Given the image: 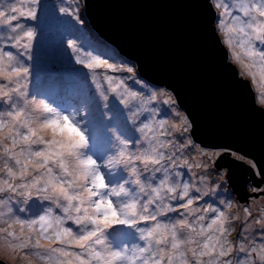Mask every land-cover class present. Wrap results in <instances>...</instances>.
<instances>
[{
    "label": "clouds",
    "instance_id": "9594fccd",
    "mask_svg": "<svg viewBox=\"0 0 264 264\" xmlns=\"http://www.w3.org/2000/svg\"><path fill=\"white\" fill-rule=\"evenodd\" d=\"M52 5L57 18L71 20L78 19L86 7L84 0H52ZM40 8L41 0H16L0 9V13H6L0 16V24L11 30L10 41L16 49H0V194H5L0 199V223L13 216L16 207L28 211L33 200L43 205L37 218L17 219L6 228L0 227V251H6L12 259L19 256L25 264H80V259L86 264H230L221 259L232 252L226 239L227 220L202 231L198 222L203 215L192 221L188 217L168 222L157 219L174 211L167 201L183 199L184 184L169 183L167 174L155 187L147 182L152 177L142 179L141 166L146 171H161L149 165H159L163 154L151 153L157 161L153 164L145 159L143 149L130 147L139 142L121 131L109 110L110 103L114 100L118 104L127 129L134 133L142 131L138 127L139 109L131 103L128 92L105 91L96 82L93 69L86 67L96 58L81 55L77 39L66 36L63 53L74 66L88 70L84 71L87 83L105 121L110 122L106 141L101 144L93 134L87 100L63 110L45 96L32 94L26 58L37 44L40 29L36 24L12 25L9 21H20L22 16L37 21ZM240 10L248 19L234 17L228 29L235 30L228 32L232 42L244 50L239 60L246 58L254 67L259 65L256 73L260 87H264V50L256 45H264V0H247ZM249 50L251 56L246 54ZM240 75L248 78L243 71ZM102 171L123 173L124 178L107 184ZM100 183L102 186H98ZM54 209L62 215H56ZM185 210L193 215L191 208ZM146 220L155 223L142 224ZM68 221L75 230L65 226ZM16 224L19 231L15 230ZM115 226H124L134 238L115 246L108 235ZM89 233L95 235L79 247V252L65 249L73 245L74 239ZM205 244L211 251L203 247ZM221 246L224 256L220 255ZM25 249L35 250L36 259H30Z\"/></svg>",
    "mask_w": 264,
    "mask_h": 264
},
{
    "label": "rangeland",
    "instance_id": "374dc122",
    "mask_svg": "<svg viewBox=\"0 0 264 264\" xmlns=\"http://www.w3.org/2000/svg\"><path fill=\"white\" fill-rule=\"evenodd\" d=\"M15 3L16 0H0V9L7 4ZM84 3H86L85 0ZM245 3H247V0H211L212 6L217 10L215 27L228 51V61L235 66L239 75L241 71L244 73L248 71L243 65L250 62L246 58L239 61L234 60L236 55L243 57L244 50L236 46L235 41L229 46L227 42L232 40V35L228 32V27L233 23L234 17H239L241 20L248 19L243 16L240 10V5ZM85 10V7L81 9L78 19L75 17L72 20L71 18L60 19L55 16L52 0H41L37 21L31 20L27 16L20 17V21H11L12 25L18 22H23L26 25L36 24L40 29L37 44L34 46L32 54L26 58V63L31 72L29 87L32 90V94L42 96L47 94L46 98L63 110L79 104L82 99L87 100L93 134L97 141L102 144L106 141V127L107 123L110 122L105 121L103 111L96 102L90 85L87 83L84 71L88 70H83L82 65L74 66L69 61V58L64 55L63 47H66V43L63 46L64 38L69 36L79 41L77 36H80L84 42L86 40L87 43H92L95 46L91 51L96 59L105 60L118 68L132 67L134 69L132 73L125 71L114 72L102 66L94 68L93 71L96 74V82L105 91L117 88L118 92L124 94H127V92L137 93L136 98L131 100V103L139 109L138 127L142 131L134 133L131 129H127L125 122L121 118L120 108L114 100L111 101L109 110L113 112L114 120L119 124L121 131L125 134L129 133L131 138L139 142L138 145H130V147L143 149L145 154H151V149L154 147L156 154L162 153L164 156L159 165H149L150 169L160 168L161 171L159 172L146 171L141 166L142 179L152 177L147 182L155 187L167 174L169 183H178L181 186L185 183L189 185V196L184 199L177 198L167 201L174 208V211L165 213L164 216L157 217V219L162 222H168L172 219L188 217L192 221L203 215L205 219L198 222V226L203 225L206 227L218 214L207 211L208 209L214 208L218 212L223 211L227 217L226 227L228 231L226 239L232 247V252L221 259L230 262V264H264V260H261V256H264V184L257 189L247 186L249 197L242 202L239 201L233 190L228 187L225 178L226 171L224 169L218 170L215 164L210 161L206 162V158L201 155L202 151L213 153L220 150L203 149L193 142L191 125L190 130L187 132H180L178 127H173V125H180L181 116L186 119L187 117L178 108L172 94L165 88L150 86L140 76L138 68L133 62L126 60L130 62L126 63L115 57L116 54L112 52L116 49L100 38L91 28ZM10 35L11 30L8 26L0 24V49L15 52L16 49L12 47ZM97 42L111 48V52L97 47ZM256 45L261 50H264V45H260L259 42H256ZM88 47L91 48L92 46L88 45ZM258 67L259 65L252 68L251 71L256 72ZM43 73L48 75L43 77ZM105 77H112L111 85H109ZM41 79L44 85L51 83L54 79H59L60 83H62V88L57 89V91L50 88L48 92L43 91L40 94L41 91H39L37 85L41 83ZM256 81L257 84L255 86L251 83L254 96L258 107L264 109V98L261 97L258 72ZM121 82L123 83L121 84ZM66 99L69 103L71 102L70 105L64 104ZM160 121L166 122L163 128L160 127ZM146 124L149 125L148 128L144 127ZM185 145H188V147H185ZM228 157L234 159L231 155ZM237 161L250 166L249 160L245 158ZM136 163L140 164L139 161ZM199 164H204L205 166L197 167ZM252 168L255 169V167ZM102 175L105 177L107 184L119 182L124 178L123 173L111 175L102 171ZM198 188L200 191H197ZM179 192L180 189L178 188L177 197H179ZM3 195L5 194H0V199L3 198ZM189 198L194 201L190 208L197 210L192 216H189L183 207ZM13 204H15L14 201ZM42 208L43 205L35 200L27 206L28 211L21 212L20 208L16 207L15 214L5 217L4 222L0 223V227L6 228L8 224L14 223L17 219H35L42 211ZM54 213L62 215L59 209H54ZM153 223L155 221H142L144 225ZM65 226L72 227L75 230V226L70 221L66 222ZM15 230L19 231L18 224L15 225ZM108 235L115 246H119L120 243L134 238V234L124 226H115ZM53 247H59V245L53 244ZM64 247L68 251H80L75 245H66ZM24 252L30 259H36L35 250L25 249ZM0 258L4 264H25L19 256L15 259L10 258L6 251H0Z\"/></svg>",
    "mask_w": 264,
    "mask_h": 264
},
{
    "label": "water",
    "instance_id": "95a60500",
    "mask_svg": "<svg viewBox=\"0 0 264 264\" xmlns=\"http://www.w3.org/2000/svg\"><path fill=\"white\" fill-rule=\"evenodd\" d=\"M91 28L136 64L150 86L174 97L203 149L226 145L255 169L226 156L215 167L226 171L239 201L247 186L264 184V109L250 79L241 78L215 27L211 0H85ZM0 264H4L0 258Z\"/></svg>",
    "mask_w": 264,
    "mask_h": 264
},
{
    "label": "snow or ice",
    "instance_id": "6c2138e0",
    "mask_svg": "<svg viewBox=\"0 0 264 264\" xmlns=\"http://www.w3.org/2000/svg\"><path fill=\"white\" fill-rule=\"evenodd\" d=\"M245 11H247V10L245 9ZM2 15H6V13H0V16H2ZM261 15L264 16V13H261ZM9 22H11V21H9ZM234 30H235L234 28H229L228 29V31H234ZM227 43L229 44V46H231L232 40H229ZM246 54L251 56L253 53L251 52V50H249ZM234 60L239 61V56L238 55L234 56ZM241 63H243V62H241ZM101 66L105 67V68H108V69H111L114 72L117 71V69H119V71H125V72H129V73H132L134 71V69L132 67L118 68L116 65L111 64V63H107V62L106 63H102V61L98 60V59L93 60V62L88 63L86 65V67L88 69H94V68H98V67H101ZM243 66H244L245 69L248 70L245 74L250 79L252 85L255 86L256 85L257 73L251 71V69L254 67V65L248 63V64H244ZM262 71H264V70H262ZM105 79L109 82V85H111L112 77H105ZM122 83L123 82H121V84ZM261 83L264 84V77L261 78ZM112 90L113 91H117V88H112ZM260 91H261V94L264 95V87H260ZM128 95L133 100V99L136 98L137 93L136 92H128ZM180 120H181L180 125L179 126L173 125V127H178V130L180 132L189 131L190 130V124H189L188 120L186 118L182 117V116L180 117ZM165 123H166L165 121H160V127L163 128ZM144 127L148 128L149 125L146 124ZM185 147H188V145H185ZM220 148L222 150L216 151V152H213V153L202 151L201 155L206 158V162L210 161L213 164L218 163L220 160H223L226 156H229V155H231L235 160H244V157L239 155L238 153L230 152L226 145H222V146H220ZM151 153H156V149L154 147L151 149ZM157 155L159 156L160 154H157ZM145 159L147 161L153 163V164L157 163V161L155 159H153L150 154H145ZM163 159H164V156L161 157V160H163ZM161 160H160V162H161ZM248 163H249L250 166L255 167V164H253L251 161H248ZM204 166H205L204 164L197 165V167H204ZM96 179H97V181H101V177H99V176H97ZM98 186H102V183L98 184ZM169 190H171V189H169ZM183 191L185 193V195L183 197V199H184V198L188 197V195H189V185L188 184H184ZM193 203H194L193 199H188L187 203L184 204L183 207L184 208H190V206L193 205ZM192 210H193V214H194L195 213V209H192ZM201 211H204V210H201ZM207 211H211L214 214H216V213H218V214L215 215V218L212 219L211 222L208 223L206 227L201 225V230L202 231L205 230V229L211 230L214 227H217L219 225L224 224L225 220H227L226 214L223 211H219L218 212V210L214 209V208L208 209ZM198 217H200V216H198ZM204 219H205L204 216L201 217L202 221ZM220 231L224 232L225 229L221 227ZM93 235H95V233H89L88 235L81 236L78 239H74L72 241V244L75 245L77 248L82 247L84 245V243L87 240H89ZM173 247H176V245H173ZM203 247L205 249H209V246L207 244L203 245ZM209 250L211 251V249H209ZM61 254L62 255H70V253H68V252H62ZM220 255L224 256V247L223 246L220 247ZM80 264H86V262L83 259H80Z\"/></svg>",
    "mask_w": 264,
    "mask_h": 264
},
{
    "label": "trees",
    "instance_id": "16d2710c",
    "mask_svg": "<svg viewBox=\"0 0 264 264\" xmlns=\"http://www.w3.org/2000/svg\"><path fill=\"white\" fill-rule=\"evenodd\" d=\"M77 38L79 39V41L77 40L78 45H79V47L82 49L81 55H85V56H87V58H92V57H94L95 55L92 54L93 52L91 51V49H92L93 47H95V46H94L92 43H87L86 40H85V42H84V40H83L80 36H77ZM97 44H98L97 47H100V48L104 49V51L111 52V48H109V47L106 46L105 44H101V43H99V42H97ZM88 45H90V46H92V47L89 48ZM112 53H113V54L115 53V54H116L115 57L119 58V60H121V61H125L126 63H130V62H131L130 60H128L127 58H125L123 55H120L116 50H115L114 52H112ZM112 53H111V54H112ZM113 54H112V55H113ZM126 60H127V61H130V62H127ZM42 75H43V77H45V76H47L48 74L43 73ZM35 77H36V76H35ZM36 79H37V78H36ZM42 79H43V78H42ZM42 79H41V83H39V84L37 85V87L39 88V91H41L40 94H42L43 91L48 92V89H50V88H52L51 90H56V91H57V89L62 88V83H60V80H59V79H58V80L54 79L51 83H48L47 85H44ZM39 80H40V79H39ZM55 80H56V81H55ZM57 82H58V83H57ZM56 83H57V84H56ZM55 84H56V85H55ZM51 90H50V91H51ZM47 96H48V95L46 94L45 97H47ZM70 103H71V102H70ZM70 103H69L68 100L66 99L64 104H69V105H70ZM65 109H67V108H65Z\"/></svg>",
    "mask_w": 264,
    "mask_h": 264
},
{
    "label": "bare ground",
    "instance_id": "6f19581e",
    "mask_svg": "<svg viewBox=\"0 0 264 264\" xmlns=\"http://www.w3.org/2000/svg\"><path fill=\"white\" fill-rule=\"evenodd\" d=\"M248 189V188H247Z\"/></svg>",
    "mask_w": 264,
    "mask_h": 264
}]
</instances>
